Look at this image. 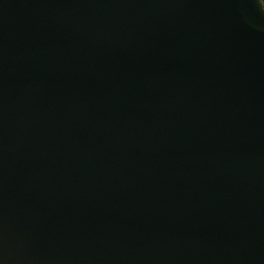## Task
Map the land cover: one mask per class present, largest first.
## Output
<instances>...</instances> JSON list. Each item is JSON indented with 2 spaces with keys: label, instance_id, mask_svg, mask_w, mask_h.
Here are the masks:
<instances>
[{
  "label": "water",
  "instance_id": "95a60500",
  "mask_svg": "<svg viewBox=\"0 0 264 264\" xmlns=\"http://www.w3.org/2000/svg\"><path fill=\"white\" fill-rule=\"evenodd\" d=\"M0 264H264L261 0H0Z\"/></svg>",
  "mask_w": 264,
  "mask_h": 264
},
{
  "label": "trees",
  "instance_id": "16d2710c",
  "mask_svg": "<svg viewBox=\"0 0 264 264\" xmlns=\"http://www.w3.org/2000/svg\"><path fill=\"white\" fill-rule=\"evenodd\" d=\"M261 1H262L263 5H264V0H261Z\"/></svg>",
  "mask_w": 264,
  "mask_h": 264
}]
</instances>
